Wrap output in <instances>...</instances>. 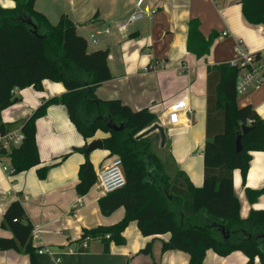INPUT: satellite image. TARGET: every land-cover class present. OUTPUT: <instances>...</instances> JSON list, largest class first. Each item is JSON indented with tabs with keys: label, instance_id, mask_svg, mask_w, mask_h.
<instances>
[{
	"label": "crops",
	"instance_id": "obj_1",
	"mask_svg": "<svg viewBox=\"0 0 264 264\" xmlns=\"http://www.w3.org/2000/svg\"><path fill=\"white\" fill-rule=\"evenodd\" d=\"M149 1L157 9L153 18L137 21L125 33L114 26L135 10L136 0H36L35 7L46 12L51 20L59 21L63 13L68 14L77 24V32L88 40L90 51L109 50L112 78L98 86L96 95L101 99H121L134 110L148 108L154 112L157 123L167 133L173 162L200 187L204 183L208 66L228 63L235 58L239 42L245 49L263 54L264 25L246 21L241 0ZM45 2H49V8L54 11L46 8ZM0 4L7 8L16 6L14 0H0ZM191 20H199V29L206 39L217 34L210 53L201 58L187 47ZM106 27H112V32L98 35L97 44L92 42L91 35ZM148 66L149 70H145ZM65 91L63 83L48 79L41 91L33 87L15 90L20 101L2 111L8 131L20 132L23 122L44 100ZM182 98H187L191 110L182 114L180 124L171 126L167 124L170 105ZM240 103H251L264 118V85L242 97ZM36 126L41 163L19 173L4 170L0 163V237L13 236L11 230L1 227V222L8 205L19 199L34 229L39 230L33 234L34 246L38 250L42 247L51 250V253L37 252L40 264L189 263L190 256L185 251L162 250V241L168 240L170 233L145 236L136 221L126 227L125 243H112L110 250L105 251L102 237H96L88 249L80 250L85 229L115 224L125 215L124 207L110 215L101 212L99 199L106 193L99 187L98 178L87 194L80 195L76 190L81 164L89 160L98 175L115 158L116 155L104 147L89 153L85 151L92 140L104 139L110 133L98 130L93 137L85 138L62 104L49 106ZM149 136L161 139L159 131ZM252 155L246 179L240 169L234 170L233 176L243 218H247L252 209H264V191L254 203L247 196L248 188H264V150ZM2 161L12 167L8 157H3ZM42 166L49 168L45 178L38 175ZM149 243L151 252H143ZM57 257L60 262L56 261ZM247 261L248 256L240 250L227 256L208 250L204 260L205 264H246ZM0 264H31V261L28 254L9 249L0 250ZM255 264H262L259 257Z\"/></svg>",
	"mask_w": 264,
	"mask_h": 264
},
{
	"label": "trees",
	"instance_id": "obj_2",
	"mask_svg": "<svg viewBox=\"0 0 264 264\" xmlns=\"http://www.w3.org/2000/svg\"><path fill=\"white\" fill-rule=\"evenodd\" d=\"M14 1L12 8L0 4V129L8 131L2 111L21 99L15 90L33 87L41 91L48 79L63 83L66 91L44 100L23 122L19 146L0 150L2 158L10 159L12 173L41 163L36 122L49 106L65 105L85 138L98 130L110 133L104 138V148L122 159L127 178L123 188L99 199L104 215L124 207V217L112 225L85 229L83 236L102 237L105 251H109L112 243H125L123 233L135 220L145 236L170 233V238L162 241V250L187 252L188 264H205L208 250L221 256L240 250L248 256L246 264H255L256 257L264 264V209H252L243 218L234 189V170L240 169L245 180L253 152L264 150V118L251 103H240L236 91L240 69L229 63L208 66L204 183L198 187L180 168L174 174L166 168L153 150L152 137L136 139L159 122L154 112L148 108L134 110L121 99L96 95L98 86L112 78L109 50L90 51L88 40L77 32V24L68 14L63 13L53 24L36 9V0ZM241 4L248 23L264 25V0H241ZM199 27V20L189 22L187 47L201 58L210 53L217 34L206 39ZM101 116L124 124V130L113 131ZM245 125L250 128L242 135V150L237 151V137ZM48 169H38L40 178L46 177ZM96 182L94 166L87 160L80 166L77 193L87 194ZM263 191L248 188L249 201L256 202ZM1 227L11 230L13 236L0 237V250L24 252L31 264H40L38 248L33 244L34 225L19 199L8 205ZM151 249L149 243L142 251L150 253Z\"/></svg>",
	"mask_w": 264,
	"mask_h": 264
},
{
	"label": "built area",
	"instance_id": "obj_3",
	"mask_svg": "<svg viewBox=\"0 0 264 264\" xmlns=\"http://www.w3.org/2000/svg\"><path fill=\"white\" fill-rule=\"evenodd\" d=\"M157 9L150 5L149 0H136L135 10L123 21L118 22L114 29L119 32H127L131 25L137 21L149 18L152 19ZM112 27H106L104 30L97 31L91 35V40L95 44L98 43V35L110 34L112 32ZM225 35L227 32L224 33ZM236 57L230 60L228 63L233 67H238L240 69L239 75L236 83V91L239 97H244L249 93L259 90L264 85V58L263 55L256 51H250L245 49L242 42H239L236 48ZM258 53L260 57H258ZM145 70H149V66L145 67ZM187 98L179 99L170 105L169 113L167 115V124L171 126L178 125L181 123L182 114L188 113L190 111ZM23 134L20 132H3L0 129V150L6 149L11 150L14 147L19 146L22 143ZM0 163L4 170L11 172L12 167H8L3 164L2 156L0 153ZM99 187L105 192H113L118 189L123 188L127 183V178L123 168L122 159L114 158L111 163L104 167L97 175ZM38 229L33 230V234H37ZM110 234L106 237L110 238ZM91 234L83 236L80 240L79 249L86 250L90 246V242L94 240ZM72 251V249H70ZM39 253H51L49 247H42L38 250ZM57 262H60V258H56Z\"/></svg>",
	"mask_w": 264,
	"mask_h": 264
},
{
	"label": "water",
	"instance_id": "obj_4",
	"mask_svg": "<svg viewBox=\"0 0 264 264\" xmlns=\"http://www.w3.org/2000/svg\"><path fill=\"white\" fill-rule=\"evenodd\" d=\"M34 33L37 34L36 30L34 31ZM107 125L113 131H122L125 128L124 124L117 125L116 123H114L112 121V119H109V121L107 122ZM249 128L250 127L247 126V125L242 127V133L240 135H238L237 141H236L237 151L242 150L243 146H242V143H241V138H242V135L249 130ZM153 131H159V133L161 135V139H162V146H164L166 144V141H167V135H166L165 128L159 123H155L151 127L147 128L146 130H144L141 133H139L136 136V139L143 138V137L149 135L150 133H152ZM103 147H104V139H94L88 144V146H87L85 151H86V153H89V152H91L94 149L103 148Z\"/></svg>",
	"mask_w": 264,
	"mask_h": 264
},
{
	"label": "rangeland",
	"instance_id": "obj_5",
	"mask_svg": "<svg viewBox=\"0 0 264 264\" xmlns=\"http://www.w3.org/2000/svg\"><path fill=\"white\" fill-rule=\"evenodd\" d=\"M45 6L46 8H48L49 10L51 11H54V8L53 9H50L49 8V2H45ZM50 11V12H51ZM44 12V11H43ZM46 13V12H44ZM47 14V13H46ZM50 18V17H49ZM51 20V18L49 19ZM51 22L53 24H56L58 22V19H54V20H51ZM242 97H239V99H241ZM157 135V134H156ZM167 135V133H166ZM150 137H154V136H150ZM153 140L155 141V145L153 147V150L157 153V155L161 158V160L163 161V163L165 164L166 168L171 171L173 174L174 172L176 171V169H179L175 163L173 162V159H172V154H171V145H170V141L167 137V143L161 148V145H162V139H159V137L155 136L153 138ZM115 158L119 159V157H116ZM135 221V220H134ZM130 224V223H129Z\"/></svg>",
	"mask_w": 264,
	"mask_h": 264
},
{
	"label": "flooded vegetation",
	"instance_id": "obj_6",
	"mask_svg": "<svg viewBox=\"0 0 264 264\" xmlns=\"http://www.w3.org/2000/svg\"><path fill=\"white\" fill-rule=\"evenodd\" d=\"M101 118L104 120V121H106V122H108L109 121V118L108 117H105V116H101ZM108 118V119H107ZM115 123V122H114ZM117 125H118V123H116Z\"/></svg>",
	"mask_w": 264,
	"mask_h": 264
}]
</instances>
